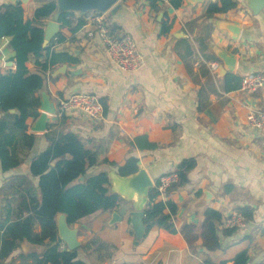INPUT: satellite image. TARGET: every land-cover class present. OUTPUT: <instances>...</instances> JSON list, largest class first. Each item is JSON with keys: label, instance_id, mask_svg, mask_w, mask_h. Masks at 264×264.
<instances>
[{"label": "crops", "instance_id": "0c3cea01", "mask_svg": "<svg viewBox=\"0 0 264 264\" xmlns=\"http://www.w3.org/2000/svg\"><path fill=\"white\" fill-rule=\"evenodd\" d=\"M19 1L0 0V8ZM231 1L235 9L209 15L208 7L219 6V0H181L179 7L170 0H118L116 12L105 13L106 27L114 37L129 35L135 41L142 65L134 72L118 70L79 14L67 15L66 24L59 21L56 40L47 45L50 52L65 54L71 61L43 71L47 54L38 60L28 56V71L43 78L55 109L59 100L85 93L98 98L104 117L92 121L76 111L55 114L42 133L31 132L34 120L28 122L26 134L36 140L31 147L21 140L16 143L13 153L19 167L4 172L0 163V264H37L35 257L41 258L47 247L55 245L47 241L33 245L8 229L21 231L20 223L40 204L38 178L30 175V162L49 147L51 138L64 133L75 134L96 154L97 163L89 173L118 174L127 159L135 158L155 184L163 175L177 173L183 162H194L182 186L158 196L174 206V214L168 209L164 213L171 215L177 232L186 225L199 229L206 210L221 215L217 250L207 251L198 238L184 247L165 241L149 252L159 238L158 227H151L135 245L129 224L132 203L120 198L113 212L121 221L111 227L113 212L102 211L67 224L76 232L78 260L86 264H232L245 252L248 264H264V131L248 128L245 118L250 110L264 112V88L253 94L239 91L244 76L264 74V0ZM51 2L55 0H27L32 27L44 31L51 17L35 20L34 12ZM219 22L238 25L237 40L218 29ZM216 49L235 56L231 72H217L221 61ZM212 63L217 64L215 71ZM14 71L10 39L1 38L0 76ZM33 101L39 114V93ZM241 209L251 215L246 228L224 229L223 218ZM60 215L54 220L58 248L67 251L57 230ZM42 231L36 223L32 236ZM13 238L16 247L8 252L2 242Z\"/></svg>", "mask_w": 264, "mask_h": 264}, {"label": "trees", "instance_id": "16d2710c", "mask_svg": "<svg viewBox=\"0 0 264 264\" xmlns=\"http://www.w3.org/2000/svg\"><path fill=\"white\" fill-rule=\"evenodd\" d=\"M170 2L175 7L181 5V0ZM235 7L236 4L231 0H219V6L211 4L207 13L209 15L225 13ZM54 11L55 2L48 3L34 12L33 19L49 18ZM67 15L73 13L61 15L59 21L66 24ZM1 38L10 39L15 62L14 72L0 76V114L5 115L0 118V163L2 171L6 172L19 167L13 153L16 143L21 140L31 147L36 140V136L27 135L26 131L28 122L38 116L33 97L41 90L44 80L40 75L28 71L26 67L28 56L33 55L38 60L43 53L47 54V60L41 64L43 71L71 59L65 54L50 52L47 46L42 47L43 31L32 27V20L27 17V7L21 1L0 8ZM37 65L40 64L37 62ZM10 110H15V113L10 114ZM137 162L135 158L127 159L118 168V174L122 177L134 174L138 168ZM96 163V154L86 149L73 133L59 134L56 138H51L49 147L31 160L29 173L32 177L38 178L40 204L34 205L29 216L20 223L21 231L10 229L8 231L33 245H43L45 241L49 244L55 243L54 246L47 247L41 258L35 257L37 264H86L77 259L76 250L70 252L59 250L54 221L57 215H64L66 223L71 225L98 211L113 212L119 208L121 199L110 191L108 175L105 172L89 173ZM193 167L194 162H183L177 170L179 182L170 190L182 186L186 182V173ZM80 177L82 181H79ZM158 196L155 188L149 192L142 220L145 234L151 227H158L159 238L149 252L154 251L165 241L177 247H184L198 238L209 252L219 248L216 230L221 221L219 213L206 210L199 229L194 225H186L177 232L171 215L164 213L165 209H168L170 214H174V206L168 200L164 203L158 200ZM240 212L247 218L246 220L251 219L247 210L241 209ZM36 223L43 231L40 236L34 238L32 227ZM2 243L5 249H9L8 252L16 247L15 238L11 242ZM232 264H248L247 254L239 253Z\"/></svg>", "mask_w": 264, "mask_h": 264}, {"label": "water", "instance_id": "95a60500", "mask_svg": "<svg viewBox=\"0 0 264 264\" xmlns=\"http://www.w3.org/2000/svg\"><path fill=\"white\" fill-rule=\"evenodd\" d=\"M26 6L27 0H21ZM118 0H55V11L51 16V21L47 23L43 31L42 47L45 48L59 32V17L65 13L84 15L89 12H98L105 14L110 12L114 14L119 6H114ZM251 10H256L248 5ZM258 11V10H257ZM218 29L228 33L232 40H237L239 26L228 22H219ZM215 54L221 61L217 72L223 74L232 71L234 68L235 56L228 55L224 51L216 49ZM40 95V113L32 122L29 130L33 133H42L47 130L49 117L55 115L54 104L50 101L49 96L43 86L39 91ZM10 114L15 110H10ZM109 183L111 192L116 193L121 199L132 203L133 210L129 213V224L135 237V245L144 238L145 227L143 226L144 208L148 202L149 192L154 188V182L149 178L142 167H138L134 174L126 177L119 176L116 173H109ZM82 181V177L79 178ZM121 221V216L113 212L110 216L108 226L111 227ZM58 234L60 240L67 246V251H75L79 248L76 240V232L68 228L65 216L60 215L58 223Z\"/></svg>", "mask_w": 264, "mask_h": 264}, {"label": "built area", "instance_id": "2783aa9c", "mask_svg": "<svg viewBox=\"0 0 264 264\" xmlns=\"http://www.w3.org/2000/svg\"><path fill=\"white\" fill-rule=\"evenodd\" d=\"M84 25L93 28L102 42L107 57L121 72L130 73L138 70L142 65V57L135 41L129 35L114 37L106 27L105 14L89 12L82 15ZM54 41L56 39H53ZM211 69L215 71L217 64L212 63ZM264 88V74L252 73L244 76L239 84V91L253 94ZM76 111L92 121H100L104 117V109L98 98L91 94H73L58 101L55 114L62 116L65 113ZM247 126L250 129L264 131V112L250 110L246 116ZM179 182L177 173H167L159 178L154 188L159 195L166 194L173 185ZM226 230H244L247 222L238 210L230 211L222 220Z\"/></svg>", "mask_w": 264, "mask_h": 264}]
</instances>
